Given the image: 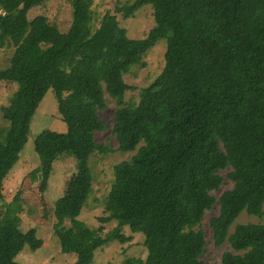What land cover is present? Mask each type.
Wrapping results in <instances>:
<instances>
[{
	"label": "trees",
	"instance_id": "trees-1",
	"mask_svg": "<svg viewBox=\"0 0 264 264\" xmlns=\"http://www.w3.org/2000/svg\"><path fill=\"white\" fill-rule=\"evenodd\" d=\"M46 0H0V48L15 47L0 81L18 83L2 106L8 123L0 128V264H23L16 257L37 250L36 228H21L18 196L4 201V183L28 140L31 120L52 89L67 125L45 129L35 139L41 165L40 190L48 188L54 162L73 156L75 171L54 204V230L72 264H91L97 250L112 241H129L123 230L145 236V258L122 264H203L207 240L201 222L216 202L210 220L217 247L230 243L222 264H264V222L239 223L240 214L264 216V0H134L115 10L125 18L144 6L155 24L143 38L127 29L103 46L106 24L119 26L108 12L95 27L94 0H70L66 31L46 14L29 12ZM166 40L163 71L140 89L138 101L125 99V74L144 65V57ZM105 92L117 102L113 133L121 152L136 151L114 167L111 197L118 210L100 217L116 221L105 234L68 236L65 223L82 213L93 192L90 159L107 154L95 134L107 128L99 112ZM234 182L219 199L213 191Z\"/></svg>",
	"mask_w": 264,
	"mask_h": 264
},
{
	"label": "rangeland",
	"instance_id": "rangeland-1",
	"mask_svg": "<svg viewBox=\"0 0 264 264\" xmlns=\"http://www.w3.org/2000/svg\"><path fill=\"white\" fill-rule=\"evenodd\" d=\"M133 1L94 0V24L96 28L100 27L102 18L108 12L114 14L120 23L119 26L106 24L102 40L103 46L119 36L123 28L127 29V34L130 37L143 38L154 26L153 9L150 5L142 7L134 16L129 18H125L122 13L115 10L118 4ZM41 13L48 15L62 31L68 30L72 21L70 0H46L42 5L33 8L29 12V17L33 18ZM166 47V40H160L145 55L144 65H138L130 73L125 74L124 78L130 85V89L125 95L127 101H138L140 89L150 85L163 71ZM14 50L15 47L11 44L0 48V68L9 65ZM18 87L16 82L0 81V128H5L8 124L3 117L1 108L3 105L9 104ZM105 95L107 107L101 110L99 114L105 120L107 128L96 132L95 137L100 144L108 145L110 152L104 154L97 151L92 154L90 165L94 175L93 192L79 217L72 221H66L65 227L68 236L76 234L79 238L87 237L88 230H94L96 234H105L117 225L116 221L101 222L99 218L119 209L111 197L115 190L114 167L124 160H129L136 151L121 152L118 150V141L113 133L115 112L118 105L108 92H105ZM45 129L59 132L67 130V125L58 110L55 92L52 89L47 92L34 114L28 140L19 154V160L4 180V201L10 203L15 196H18L22 206L20 212L21 228L28 230L34 227L38 236L43 239L42 247L37 250L26 247L16 257L19 262L23 264H72L77 260L76 253H64L62 251L60 239L54 230V223L56 222L54 204L64 193L66 182L75 171L76 163L73 156L67 154L60 156L53 164L47 190L45 192L40 190V177L32 178L31 175L41 165L39 155L35 150V139ZM1 133L3 134V132H0V136H2ZM230 170L231 168L228 167L221 171L224 181L219 190L213 191L218 199L226 190L234 186V182L227 177V172ZM2 205L3 201H0V206ZM219 210L220 203L216 202L212 209L206 211L201 222L207 240L206 251L201 257L203 264H222L223 253L230 249L229 242L217 247L213 240L210 220L219 213ZM249 222L263 223L264 216L250 215L244 211L232 225L231 232L234 231L236 224ZM123 232L127 236H131V239L125 242L115 240L97 250L91 264H122L128 257L145 258L147 255V248L144 245L145 236L142 233H134L129 227H125Z\"/></svg>",
	"mask_w": 264,
	"mask_h": 264
}]
</instances>
